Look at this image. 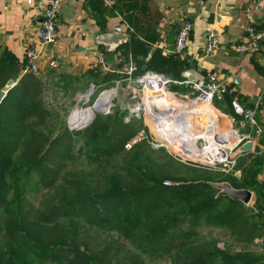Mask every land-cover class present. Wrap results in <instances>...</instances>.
Returning a JSON list of instances; mask_svg holds the SVG:
<instances>
[{
    "label": "trees",
    "instance_id": "16d2710c",
    "mask_svg": "<svg viewBox=\"0 0 264 264\" xmlns=\"http://www.w3.org/2000/svg\"><path fill=\"white\" fill-rule=\"evenodd\" d=\"M55 76L22 72L0 48V90L8 80L14 81L0 101V264H145L137 253L122 255L124 246L117 241L92 245L76 220L85 216L117 227L127 238L138 235L142 251L156 257L171 254L180 264H264L263 255L253 251L232 252L190 240L200 218L219 224L246 246L264 237V190L257 180L261 155L240 157L241 176L224 179L233 188L255 193L253 202L260 209L256 215L242 201L217 195L219 189L207 177L164 185L144 168V159L151 157L142 154L140 145L125 152L124 144L142 124L135 117L125 121L126 111L95 113L79 129L63 125L57 132L48 130L52 113L45 101L47 91L74 89L80 80ZM86 76L96 79L100 73L89 71ZM102 76L104 85L121 80L117 74ZM231 97L226 93L224 100L230 104ZM216 107L211 105L210 111L221 117ZM77 137L82 140L76 149L79 155L98 159L122 154L124 164L122 173H113L103 191L79 192L69 200L64 195L76 182L65 167ZM33 187L51 190L56 197L34 206L25 197ZM186 217H190L188 229L181 225Z\"/></svg>",
    "mask_w": 264,
    "mask_h": 264
},
{
    "label": "crops",
    "instance_id": "0c3cea01",
    "mask_svg": "<svg viewBox=\"0 0 264 264\" xmlns=\"http://www.w3.org/2000/svg\"><path fill=\"white\" fill-rule=\"evenodd\" d=\"M42 7L41 3L28 5L25 0H0V48L22 72L29 48L39 54L36 74L79 78L78 83L88 85L96 80L86 76L89 71L100 73L99 85L106 83L100 80L105 74H117L126 85L131 66L135 67L131 81L148 70L173 80L184 79L181 73L187 69L201 76L213 72L243 105L260 102L264 108V97L263 101L260 98L264 91V40L254 55L232 48L245 37L248 27L264 29V0H119L114 9L101 0H60L57 40L51 44H41L37 38ZM185 19L192 22L193 29L180 56L173 53V46L177 27ZM116 26L121 27V33L113 31ZM210 32L216 34L217 46L206 53ZM110 33L123 38L111 39ZM221 100L217 108L233 116L230 104L224 97ZM259 155L262 166L257 180L264 190V154Z\"/></svg>",
    "mask_w": 264,
    "mask_h": 264
},
{
    "label": "rangeland",
    "instance_id": "374dc122",
    "mask_svg": "<svg viewBox=\"0 0 264 264\" xmlns=\"http://www.w3.org/2000/svg\"><path fill=\"white\" fill-rule=\"evenodd\" d=\"M89 78L94 79L92 76H89ZM98 83V80H95L93 85H88L84 82H81L75 83L76 88L74 89H56L55 93H51L50 90L47 91V94L45 95V101L52 113L51 117H49L48 130L57 132L63 125L71 129V127H73L71 122L73 111L76 109H81V107L92 108V103L94 100L97 97L100 99L101 95L99 96V94L102 91H107L106 95H109L110 97L107 100H104V103L102 101L99 102L100 100L98 101V103L101 104L100 106L111 104L104 115L111 114L118 109L121 112L126 111L123 114L124 117H135L141 119L142 124L139 129H145L147 137L137 143H134L130 148L124 149L127 153L131 151L134 145H140L142 147L140 149L142 154L149 155L151 157L150 161L144 159L147 162V165H144V168L156 179H167L170 181V185H178L180 183H189L207 177L210 178L208 181L209 183L220 185L225 181L224 179L227 175H232L237 178L241 176V169L237 166V164L232 170L228 172L221 171L219 168L196 166L191 159L179 156L177 152L173 150L174 148L171 149L169 145L165 144L158 138L157 131L152 120L146 115L142 114L143 110L140 111L139 109V112L133 111L134 115H131V110L135 109L139 102L142 103V95L141 92H139L142 86L138 83V81H130L126 85L124 81H120L119 84H116L115 82L109 83V85H99ZM123 84L125 85L124 87ZM112 88H116V90ZM167 89L170 91L173 90L183 92L188 90V88H184L173 83H170ZM78 90H83L84 92L78 93ZM80 95H83V97H80ZM197 95L198 93L194 92L193 95L186 99L182 98V100L189 102L196 98ZM221 99H223V97H214L212 105L215 106L216 104H219L221 106V102L217 103V101ZM207 109L210 110V108ZM136 113L138 115H135ZM222 120L224 119L222 118ZM224 122L226 124L225 120ZM189 131L191 132H187L191 135L192 132L195 133V129L190 128ZM211 132H213L216 136L217 133H215L214 129H209L208 132H204L203 135L208 136L210 134L214 136V134H211ZM195 135L197 134L195 133ZM199 135H197V137ZM81 142V137H77L72 158L66 161V175L76 182V184L67 190L64 195L65 198L69 200L76 198L79 192L84 193L88 190L97 192L103 191L106 188L108 180L113 173H122L124 164L122 158L123 156H121L122 154L115 157H102L98 159H96V157L88 158V155L84 153L79 155V152L77 153L76 149L81 144ZM162 144L166 146L164 147ZM204 171L208 173L206 174ZM237 171H239V173H237ZM235 173H237L238 176H236ZM25 197H27V199L31 201L34 206H38L39 204L44 203L46 200L56 197V195L51 190L33 187L26 193ZM253 201L254 199L252 198L249 203L244 204L249 209L252 208L253 213L256 215L259 214L260 209ZM76 220L80 226L81 232L84 235L90 237L92 245H103L108 242L117 241L119 245L124 246L121 252L122 255L127 256L137 253L143 257L145 264H180V262L172 260L170 257L171 254L156 257L153 256V254L142 251L143 249L139 243L138 235H135L132 239L127 238L124 235V232L119 230L117 227H114L110 224H97L89 216H85L83 218L77 217ZM189 220L190 217H186L184 222L181 223L184 229L190 228ZM195 225L197 226L194 230V234L190 237V240L195 243L203 245H210L211 243H214L217 246L221 248L224 247L225 249L232 252L246 249L258 254H262L264 257V237L255 239L254 244L246 246L235 241L233 237L229 236L227 232L221 226H219V224H214L200 218L199 222H197Z\"/></svg>",
    "mask_w": 264,
    "mask_h": 264
},
{
    "label": "built area",
    "instance_id": "2783aa9c",
    "mask_svg": "<svg viewBox=\"0 0 264 264\" xmlns=\"http://www.w3.org/2000/svg\"><path fill=\"white\" fill-rule=\"evenodd\" d=\"M28 5H34L35 3L42 4V18L37 26V38L41 44H51L57 40V22L60 11V0H25ZM103 5L109 9H114L119 0H101ZM193 29V24L190 20L185 19L179 26V30L176 33L175 42L173 46V53L182 56L187 49L189 37ZM116 33H121L122 29L120 26H116L113 29ZM264 40V29L257 30L254 27H248L246 30L245 37L232 45V48L237 53L243 55H254L261 50V43ZM217 46V37L214 32H210L207 35L205 52L209 53L214 50ZM38 52L34 49H27L25 51V67L24 71H31L37 73L39 66L37 63ZM100 61L102 59L100 58ZM54 64V61L50 62V66ZM135 70L134 66L129 67L127 81L132 80L131 73ZM162 78L164 80L163 85L167 91L168 85L170 83L188 88L186 92L183 91H173L170 92L178 99L188 98L193 95L194 92H197L198 95L194 99L205 98L207 95L210 98V103H213V98L224 97L226 93H229L226 84L219 80L213 72H208L205 75L201 76L197 81H190L188 79H170L165 75L154 72L151 70L145 71L141 76H139L136 81L142 86L141 92L142 103L139 102L135 109H132L131 115H134V112H139L143 110L142 114L150 116L145 110L143 104V91L147 89L149 85L147 79H158ZM121 80H117L115 83L119 84ZM264 97V91L260 92V98ZM261 98V99H262ZM192 99V100H194ZM260 99V100H261ZM263 101V99H262ZM143 105V107H142ZM214 106V105H213ZM230 106L232 107L233 116L224 114L223 111L216 108L225 115L228 120L229 128L232 132L235 133V143L232 147L220 146L219 143L216 147L212 144L211 141L206 139H198L194 141L191 149L197 151L198 154L204 155V159L197 158L191 159L196 166L206 167V168H219L221 171H230L232 170L240 157L246 156L248 154H264V108L261 106L260 102H256L252 106L243 105L237 98L231 97ZM141 107V108H140ZM134 111V112H133ZM259 113V117H258ZM135 115H138L137 113ZM130 118V117H129ZM128 117H124L125 121L129 120ZM147 137L145 129H139L126 143L124 148H130L134 143L141 141ZM250 142L251 147L247 150H241L240 147L245 143ZM164 147L166 145L162 144ZM187 150L189 148L185 147ZM191 151V150H190ZM181 156L179 153H177ZM184 158V157H183ZM239 173V171H237ZM235 173L236 176L238 174ZM164 185H170V181L165 179L163 180Z\"/></svg>",
    "mask_w": 264,
    "mask_h": 264
},
{
    "label": "bare ground",
    "instance_id": "6f19581e",
    "mask_svg": "<svg viewBox=\"0 0 264 264\" xmlns=\"http://www.w3.org/2000/svg\"><path fill=\"white\" fill-rule=\"evenodd\" d=\"M163 82L162 78L147 79L149 85L142 92L145 110H148L147 113L151 114L147 117L152 120L157 136L162 142L169 145L171 149L174 148L175 152L187 159L205 158L204 155L198 154L197 151L191 149L194 141L201 138L211 141L215 147L219 143L221 144L220 146L224 147L233 146L236 140L235 133L230 130L228 120L224 114L219 112L220 116L226 121L227 126L222 118L215 117L213 112L207 109L212 105L208 95L205 98L185 102L176 98L170 91H167ZM106 94L107 91H102L99 94V96L101 95L100 101H98L107 100L110 96ZM80 97H83V95ZM100 105L98 103L96 107H81V109L74 110L71 116L72 125L82 124L87 121L94 114L96 108L104 106ZM190 128L195 129L197 135L202 134L197 137L192 132L191 135L188 133L191 132L189 131ZM209 129H214L215 133H217L216 136L213 132L211 134L213 133L214 136L210 134L208 136L203 135Z\"/></svg>",
    "mask_w": 264,
    "mask_h": 264
},
{
    "label": "water",
    "instance_id": "95a60500",
    "mask_svg": "<svg viewBox=\"0 0 264 264\" xmlns=\"http://www.w3.org/2000/svg\"><path fill=\"white\" fill-rule=\"evenodd\" d=\"M179 30V26L177 27V31ZM109 35H111V39H116V38H123V35H118V36H112L114 35L113 33H110ZM108 36V34H107ZM109 38V37H107ZM190 38V37H189ZM181 76L185 79H188L190 81H197L198 79L201 78V75L199 73H197L196 71L192 70V69H187L185 71H183L181 73ZM14 84V81L12 79L8 80L5 88L0 90V101L2 100V98L4 97V95L7 92V89L12 87ZM115 89L116 88H112ZM99 97H97L94 102L92 103L93 107H96L98 105V99ZM111 106V104H109L108 106H103L101 108H96L94 114L84 123H79L78 125H73V127H71V129H79L84 127L85 125H87L94 117L95 113H99V114H104L107 112L108 108ZM251 147V143L247 142L244 145H242L240 147L241 150H247ZM214 187L218 188L219 191L217 193V195H227L233 199H238L240 201H242L243 203H249L252 199V195L253 192L249 189H236L233 188L228 182L224 181L222 184L220 185H216L214 183H211Z\"/></svg>",
    "mask_w": 264,
    "mask_h": 264
}]
</instances>
